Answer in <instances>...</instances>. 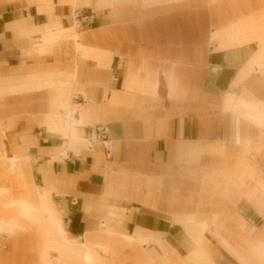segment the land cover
Segmentation results:
<instances>
[{"label": "crops", "instance_id": "1", "mask_svg": "<svg viewBox=\"0 0 264 264\" xmlns=\"http://www.w3.org/2000/svg\"><path fill=\"white\" fill-rule=\"evenodd\" d=\"M0 154L37 246L23 201L95 264H264V0H0Z\"/></svg>", "mask_w": 264, "mask_h": 264}, {"label": "bare ground", "instance_id": "2", "mask_svg": "<svg viewBox=\"0 0 264 264\" xmlns=\"http://www.w3.org/2000/svg\"><path fill=\"white\" fill-rule=\"evenodd\" d=\"M251 68L253 70H258L261 67L252 66ZM74 119H75V115H74V112H72L71 122L67 123L68 127H71ZM86 140L88 142L87 148H89L91 147V143L98 139L95 137H92V140H89L88 138H86ZM16 204H17V201L15 202V205ZM21 206H22V210H21L22 214L21 213L20 214L22 215V218L25 220L26 218L32 217L35 220V222H39L38 224L42 228V239L39 240L38 242L39 247H37V241L33 239L31 243L29 244V247H27V250H26L28 253V256L32 260H35L37 263L45 261V262L52 263V264H79V263L95 264L93 262V258L91 254L88 253L87 246L85 244H80L75 239H69V237L68 238L66 237L64 230L59 220L57 219V217H55L53 213L54 212L53 208H51L50 205L44 202L41 205V208H36L30 205L28 202L23 201L21 202ZM42 215H43V218H46V217L48 218L47 222H43V221L41 222ZM26 228H30V225L27 222L25 223V221H22V222L20 221L19 223L12 222V221L0 222V232H3V234L9 235L15 238H18L21 232H23V230H25ZM145 241L146 243L149 242L148 240H145ZM24 247L25 246H20L19 243H17L16 241V246L14 247V250L16 248L15 256H13L14 258L10 262V264H23L20 260V254L23 251H25Z\"/></svg>", "mask_w": 264, "mask_h": 264}, {"label": "rangeland", "instance_id": "3", "mask_svg": "<svg viewBox=\"0 0 264 264\" xmlns=\"http://www.w3.org/2000/svg\"><path fill=\"white\" fill-rule=\"evenodd\" d=\"M20 241H19V239ZM18 238H15V237H12V238H8L9 240V243H10V249H11V258L13 260V256H15V252H16V248L14 250V247L16 246V241L17 243H19L20 246H25L24 247V250L21 254H20V260L23 264H52V263H48V262H45V261H42L40 263H37L35 260H32L29 256H28V253H27V247H29V244L31 243V241L33 239L29 238V237H24V234L21 233L20 236ZM22 241V242H21ZM13 244V245H12ZM39 247V245L37 246ZM3 264H10L8 262H4Z\"/></svg>", "mask_w": 264, "mask_h": 264}, {"label": "built area", "instance_id": "4", "mask_svg": "<svg viewBox=\"0 0 264 264\" xmlns=\"http://www.w3.org/2000/svg\"><path fill=\"white\" fill-rule=\"evenodd\" d=\"M76 17V24L77 27L80 26V20L78 19V15L75 16ZM92 137L97 138L98 140H100L104 145H105V140H106V129L104 126H100L98 128H90L89 131L86 133V138H88L89 140H92ZM108 145H106V149ZM91 148V147H89Z\"/></svg>", "mask_w": 264, "mask_h": 264}]
</instances>
